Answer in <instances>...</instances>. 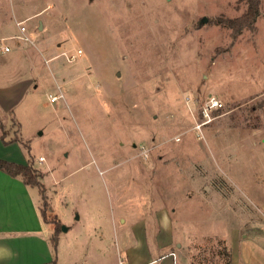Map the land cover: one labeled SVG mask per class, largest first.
<instances>
[{"label":"rangeland","instance_id":"obj_1","mask_svg":"<svg viewBox=\"0 0 264 264\" xmlns=\"http://www.w3.org/2000/svg\"><path fill=\"white\" fill-rule=\"evenodd\" d=\"M245 10L239 0H0L11 46L0 50V94L32 78L0 122L7 138L29 140L40 207L69 227L70 264L85 230L103 234L102 264H129L144 246L158 257L160 232L176 264H264V0L254 27L224 23ZM17 21L34 44L13 38ZM210 95L223 107L196 128Z\"/></svg>","mask_w":264,"mask_h":264},{"label":"crops","instance_id":"obj_2","mask_svg":"<svg viewBox=\"0 0 264 264\" xmlns=\"http://www.w3.org/2000/svg\"><path fill=\"white\" fill-rule=\"evenodd\" d=\"M18 28V27H17ZM32 78L24 77L16 80L9 86L7 93L0 94V110L6 112L14 111V108L23 100L30 90ZM3 92L4 90L1 89ZM0 122V159L27 164L28 151L17 141L5 143L1 138L3 132ZM6 139L7 136H6ZM24 148V149H23ZM26 150V151H25ZM31 151V150H30ZM30 184H27L21 175L13 176L9 172L0 169V264H70V258H66L61 245L68 248L70 239L63 236V231L56 234L55 222L45 220L40 203L43 195L39 187L38 193L33 191ZM160 245L158 257L151 254L147 246L140 248L137 252H132L127 259L129 264H176L177 253L171 249L172 237L165 239L160 232ZM57 235L56 247L53 244V237ZM83 240L84 254L80 257V262L85 264H102L103 256L102 243L103 234L98 240L89 238L88 232H81ZM95 247V254L92 252V245ZM166 250V251H165ZM175 253V256L171 254ZM134 255V256H133ZM158 259V261H157Z\"/></svg>","mask_w":264,"mask_h":264},{"label":"trees","instance_id":"obj_3","mask_svg":"<svg viewBox=\"0 0 264 264\" xmlns=\"http://www.w3.org/2000/svg\"><path fill=\"white\" fill-rule=\"evenodd\" d=\"M240 2L246 3V10L245 12L237 18H226L224 19V23L232 26L233 31L239 33L243 27H254V24L260 14V5L261 0H239ZM235 33V34H236ZM3 128V125H2ZM1 138L5 143H10L13 141H17L21 143V145L28 151V163L27 164H20L15 163L7 160L0 159V169H3L13 176L21 175L23 180L32 186H38L41 194L45 195V188L43 183L40 181V177L42 176L41 172L33 165V159L30 154V145L29 140H24L23 138H8L6 139L5 130L1 134ZM43 203H46L45 197H43ZM41 212L47 221H51V219L47 216L46 211L41 208ZM55 222V221H54ZM56 232H59V224L55 222ZM53 244L56 247L57 244V235L53 237Z\"/></svg>","mask_w":264,"mask_h":264},{"label":"built area","instance_id":"obj_4","mask_svg":"<svg viewBox=\"0 0 264 264\" xmlns=\"http://www.w3.org/2000/svg\"><path fill=\"white\" fill-rule=\"evenodd\" d=\"M17 27H18V35L14 36L13 38L18 39L20 41H22L25 44H30L33 43L34 41L31 39V37L28 34V29L27 26L25 25L24 21H17L16 22ZM0 50L4 53L11 51V46L7 43H3V39L2 41H0ZM63 94L62 93H50L49 94V100L51 102H55L58 99L62 98ZM223 107V103L220 99H218L215 95H210L209 97L206 98V100L203 103V107H202V115L204 117V120H202L201 122L197 123L196 128H201L203 126V124L211 121V113L214 110H218L220 108ZM148 150V148L143 147L142 151L146 152ZM44 156H40L39 157V161L42 162L44 161ZM172 255L175 256L174 252H171ZM81 264H85V263H81Z\"/></svg>","mask_w":264,"mask_h":264},{"label":"water","instance_id":"obj_5","mask_svg":"<svg viewBox=\"0 0 264 264\" xmlns=\"http://www.w3.org/2000/svg\"><path fill=\"white\" fill-rule=\"evenodd\" d=\"M203 20H207V17H204V18L202 19V21H203ZM63 229H66V227L63 226Z\"/></svg>","mask_w":264,"mask_h":264}]
</instances>
